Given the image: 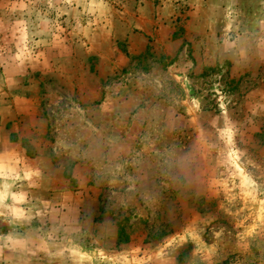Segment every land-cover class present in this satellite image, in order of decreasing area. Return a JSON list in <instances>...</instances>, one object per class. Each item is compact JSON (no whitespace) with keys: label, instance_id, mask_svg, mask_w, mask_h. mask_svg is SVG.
I'll list each match as a JSON object with an SVG mask.
<instances>
[{"label":"rangeland","instance_id":"rangeland-1","mask_svg":"<svg viewBox=\"0 0 264 264\" xmlns=\"http://www.w3.org/2000/svg\"><path fill=\"white\" fill-rule=\"evenodd\" d=\"M0 264H264V0H0Z\"/></svg>","mask_w":264,"mask_h":264}]
</instances>
